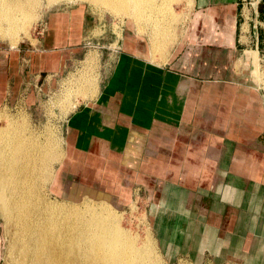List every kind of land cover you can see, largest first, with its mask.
I'll list each match as a JSON object with an SVG mask.
<instances>
[{"label":"crops","instance_id":"crops-1","mask_svg":"<svg viewBox=\"0 0 264 264\" xmlns=\"http://www.w3.org/2000/svg\"><path fill=\"white\" fill-rule=\"evenodd\" d=\"M191 4L178 41L157 57L135 36L108 42L84 7L55 12L45 38L57 48L18 53L34 74L19 70L6 92L30 107L68 63L96 58V82L68 102L54 186L68 171L72 192L98 185L118 202H145L167 263L264 264V104L246 74L264 41V0Z\"/></svg>","mask_w":264,"mask_h":264},{"label":"rangeland","instance_id":"rangeland-1","mask_svg":"<svg viewBox=\"0 0 264 264\" xmlns=\"http://www.w3.org/2000/svg\"><path fill=\"white\" fill-rule=\"evenodd\" d=\"M52 1L38 0L36 4L28 3L24 5H16L14 3L5 5L4 9H0V132H4V129L7 132L16 134L20 131H26V133L33 132L38 135L40 134L41 140H50L52 149L57 155L55 158H52L53 160H50L51 163L49 161L54 181L49 179L42 183L39 181L40 185H38L37 193L38 195L41 194L44 201L48 202V204H60L66 207L91 205L98 210H104L105 213L111 215V219L116 221L121 230L134 238L135 245L142 247L147 255L145 264H170L164 260L150 233L145 212V202L134 199V197L133 200L118 202L112 199L111 193L99 191L97 189L98 185H93V187H96L95 190L89 186L77 184L79 186L75 187V191L72 192L70 185L72 181H78V176L74 173L68 174V171L60 172L58 178L60 185L54 186V184L58 183L56 170L64 156L61 131L63 119L72 107L68 102H71V98L86 95L92 84L96 82L98 66L96 58L86 63L79 60L75 65L68 63L62 75H60L58 85L52 86L49 83L46 86V89H48L45 90L46 93L42 95L41 100L30 107L12 101L11 93H7L6 91L9 86L18 82L19 70L22 72L24 70L28 72L29 70L30 75L34 74V65L27 69L23 65H19V60H17L18 62L16 61L18 53L23 57L24 53H27V58H30L31 52L34 53V48L38 46L41 48V45H47L49 49L57 48L55 46H58V42L45 38L47 19L55 12L67 11L72 7H84L87 12L91 11L96 23H103L105 25L108 42L114 37L121 36L123 40L129 41L135 36L140 43L141 41H145L150 46L148 48L153 51V56L157 57L162 52L171 51L179 36L183 33L191 15V0H167L164 4L167 12L159 10H154L155 13L152 12V17L154 14V18H158L159 20H156V22H153L151 19L149 15L150 10L145 3L142 4L146 8L143 7L144 10L141 9L140 19L131 20L127 16H117L106 10L105 7L86 0H56L53 3ZM152 2L159 3V6L161 4L160 0H153ZM155 27L166 29L170 37L173 35L175 38L176 36L173 46L169 44L170 47L167 45L161 48L160 51L155 50L154 46L156 42L154 39L159 40L158 42L161 40V37L160 39L157 37L151 38L156 36L153 34ZM147 44L143 45V49L147 50ZM65 48L67 47L65 46ZM84 49L87 50L88 47H84ZM250 57L248 59L249 68H247L246 74L249 78L248 80L259 86L264 104V41L258 51L251 50ZM77 58L80 59L81 57ZM11 62L17 65V68L14 67V69H18L16 70L18 71L17 73L10 72ZM89 83L91 85L87 87ZM6 122H8L6 127L1 130ZM31 199H34V197ZM9 227L13 229L11 225ZM6 229L7 226L4 224L3 216L0 213V264H12L6 256L5 249L8 242V232ZM173 264L188 263L180 261ZM227 264L239 263L230 262Z\"/></svg>","mask_w":264,"mask_h":264},{"label":"bare ground","instance_id":"bare-ground-1","mask_svg":"<svg viewBox=\"0 0 264 264\" xmlns=\"http://www.w3.org/2000/svg\"><path fill=\"white\" fill-rule=\"evenodd\" d=\"M37 1L0 0V9L8 4ZM86 1L131 20L140 19V11L146 4L153 22L158 20L154 14L152 17L154 10L167 12L164 6L167 0H160V6L151 3L153 0ZM153 32L156 36H150L152 39L161 37L160 42L154 39L155 50L173 46L176 36L170 37L164 28L155 27ZM39 135L26 131L16 134L5 129L0 132V213L8 232L6 256L12 264H145L147 255L142 247L135 245L134 238L121 230L104 210L91 205L48 204L38 195L39 181L53 180L49 161L57 155L50 140H41Z\"/></svg>","mask_w":264,"mask_h":264}]
</instances>
